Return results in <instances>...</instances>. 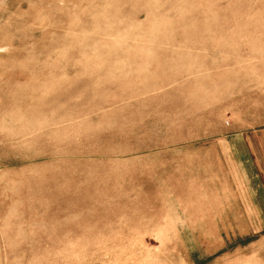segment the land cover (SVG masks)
<instances>
[{"label": "rangeland", "instance_id": "374dc122", "mask_svg": "<svg viewBox=\"0 0 264 264\" xmlns=\"http://www.w3.org/2000/svg\"><path fill=\"white\" fill-rule=\"evenodd\" d=\"M231 118L264 132V0H0V264H201Z\"/></svg>", "mask_w": 264, "mask_h": 264}, {"label": "crops", "instance_id": "0c3cea01", "mask_svg": "<svg viewBox=\"0 0 264 264\" xmlns=\"http://www.w3.org/2000/svg\"><path fill=\"white\" fill-rule=\"evenodd\" d=\"M231 119H223L222 127L234 130L222 128L221 138L209 147L214 163L231 166L227 177L232 183L224 187L222 175L217 177L222 187L213 194L216 205L211 202L207 207L205 201L200 208L199 225L216 232L201 235L200 242L217 244L200 263L208 264L207 259L215 255L213 264H264V132ZM208 209L216 212L210 222Z\"/></svg>", "mask_w": 264, "mask_h": 264}]
</instances>
